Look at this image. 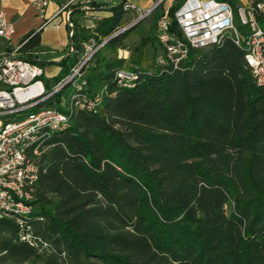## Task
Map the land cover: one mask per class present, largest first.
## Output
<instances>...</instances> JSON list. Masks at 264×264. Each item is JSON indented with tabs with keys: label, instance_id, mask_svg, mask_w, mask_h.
<instances>
[{
	"label": "trees",
	"instance_id": "16d2710c",
	"mask_svg": "<svg viewBox=\"0 0 264 264\" xmlns=\"http://www.w3.org/2000/svg\"><path fill=\"white\" fill-rule=\"evenodd\" d=\"M181 2L168 10L178 36ZM124 3L91 30L72 28L74 51L47 85L70 73L83 42L100 43L121 27ZM163 14L160 4L128 63L117 55L131 30L103 46L114 57L101 67L98 52L89 62L83 108L73 106L33 160L29 213L0 218V264H264V87L228 36L190 50L177 67L145 65ZM255 20L264 31V12ZM40 33L25 34L16 54L44 68ZM119 70L134 79L119 84Z\"/></svg>",
	"mask_w": 264,
	"mask_h": 264
},
{
	"label": "built area",
	"instance_id": "2783aa9c",
	"mask_svg": "<svg viewBox=\"0 0 264 264\" xmlns=\"http://www.w3.org/2000/svg\"><path fill=\"white\" fill-rule=\"evenodd\" d=\"M163 3L164 0H156L146 9L124 3V12H133L135 18L100 43L93 39L83 42V53L70 73L57 84L48 85L44 68L17 56V47L12 48L15 27L6 21L0 10V41L9 48L7 52H0V218L11 219L29 213L27 204L38 178V166L33 160L42 149V140L68 122L73 106L83 108L80 100L85 98L84 75L95 54L136 21L154 15L156 8ZM47 5V0L34 2L40 15H44ZM163 9L164 14L157 22L154 34L157 53L153 63L156 67H177L186 61L190 50H205L220 44L222 38L228 36L242 48L244 64L255 82L264 87V31L255 20L256 12H264V2L254 4L249 1L234 12L229 3L218 0H182L173 14L180 36L170 31L169 7L163 6ZM66 21L72 28L69 20ZM237 23L246 28L244 32L237 29ZM73 51L70 46L68 53ZM122 52L118 51V58L126 60L120 56ZM116 76L119 84L134 79L125 70H119ZM59 94L58 104L44 106ZM100 102L101 96L88 107L94 110ZM21 240L25 238L21 237Z\"/></svg>",
	"mask_w": 264,
	"mask_h": 264
},
{
	"label": "crops",
	"instance_id": "0c3cea01",
	"mask_svg": "<svg viewBox=\"0 0 264 264\" xmlns=\"http://www.w3.org/2000/svg\"><path fill=\"white\" fill-rule=\"evenodd\" d=\"M36 1L40 0H0V10L3 12L6 21L15 27L12 48H16L28 32L41 31V52L38 54V59L47 64L44 67L46 77L53 78L60 72L58 62L69 54L72 28L93 29L101 18L110 15L109 8L119 0H97L95 2L90 0H47L48 5L44 15H40L34 7ZM234 1L241 6L246 5L250 0ZM153 2V0H125V3L141 9L149 8ZM91 3L94 4L91 5ZM66 7L68 9H64ZM134 18L133 12L125 13L121 27L129 24ZM66 19L72 24V28L68 27ZM138 26L132 30L134 31ZM125 40L123 41L124 45ZM7 51L9 48H6V45L0 41V52Z\"/></svg>",
	"mask_w": 264,
	"mask_h": 264
},
{
	"label": "rangeland",
	"instance_id": "374dc122",
	"mask_svg": "<svg viewBox=\"0 0 264 264\" xmlns=\"http://www.w3.org/2000/svg\"><path fill=\"white\" fill-rule=\"evenodd\" d=\"M174 3H175V0H164V3L162 4V6L167 8L168 6L171 7L172 5H174ZM141 23L142 24H140L130 35H128L127 39L125 40V49L123 50L122 54H120V56L126 58L127 63L132 58L136 57L134 51H135L136 46L139 44V41L150 33V30L153 25V15H150L146 19L142 20ZM125 51H128V54H125L126 53ZM156 53H157L156 44L155 43L153 45L149 44L144 49L143 54L141 56L143 63L145 65H150L151 62H153V59ZM111 57H114V55L110 51L101 48L98 51V60H99L98 66L101 67L102 63ZM94 64L95 63L93 62L92 66ZM69 91L66 92V94L69 93Z\"/></svg>",
	"mask_w": 264,
	"mask_h": 264
},
{
	"label": "water",
	"instance_id": "95a60500",
	"mask_svg": "<svg viewBox=\"0 0 264 264\" xmlns=\"http://www.w3.org/2000/svg\"><path fill=\"white\" fill-rule=\"evenodd\" d=\"M142 20H144V19H140V20L136 21L134 24H132L130 27H128L127 29H125V30H124L123 32H121L120 34H123V33H125V32H128V31L134 29L136 26H138V25L142 22ZM118 35H119V34H118ZM118 35H116V36H118Z\"/></svg>",
	"mask_w": 264,
	"mask_h": 264
}]
</instances>
